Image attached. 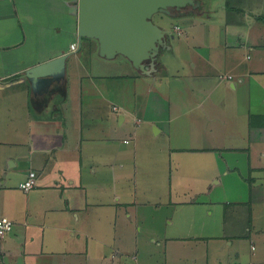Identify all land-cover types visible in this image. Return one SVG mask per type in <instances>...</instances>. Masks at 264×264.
Segmentation results:
<instances>
[{"label":"crops","instance_id":"0c3cea01","mask_svg":"<svg viewBox=\"0 0 264 264\" xmlns=\"http://www.w3.org/2000/svg\"><path fill=\"white\" fill-rule=\"evenodd\" d=\"M76 2L0 0V217L14 222L0 264H186L173 249L196 227L206 258L252 237L221 210L243 209L249 224L264 215V0H208L203 13L164 17L182 34L171 33L151 75L101 57L94 39L80 43ZM65 53L64 79L35 93L26 69ZM139 129L157 152L126 189ZM99 174L109 181L95 183Z\"/></svg>","mask_w":264,"mask_h":264},{"label":"water","instance_id":"95a60500","mask_svg":"<svg viewBox=\"0 0 264 264\" xmlns=\"http://www.w3.org/2000/svg\"><path fill=\"white\" fill-rule=\"evenodd\" d=\"M200 4L198 0H77L79 41L94 39L101 57L124 56L134 68L151 75L172 38L170 31L154 22L155 15L182 17L172 15V10ZM68 57L65 53L26 69L35 93L47 92L64 79Z\"/></svg>","mask_w":264,"mask_h":264},{"label":"rangeland","instance_id":"374dc122","mask_svg":"<svg viewBox=\"0 0 264 264\" xmlns=\"http://www.w3.org/2000/svg\"><path fill=\"white\" fill-rule=\"evenodd\" d=\"M256 2H258V5L260 4V0H255ZM207 5V4H206ZM205 5V6H206ZM262 6V5H261ZM217 8V7H216ZM212 12V11H211ZM201 13H203V11H201ZM199 14V13H197ZM164 17H166L165 14H157V16H155L154 18V22L157 24H162L166 30L170 31L171 33H174L175 31V27L178 25H175V21L174 22H169L168 24H165V21H160L161 19H164ZM180 19V18H178ZM220 21H223L222 18H219ZM217 19V20H219ZM177 20V19H176ZM182 22L183 24L184 21H179ZM209 22H206L205 24H208ZM159 24V25H160ZM161 26V25H160ZM181 26V25H179ZM203 28V26L198 25V28ZM205 28H207L205 26ZM182 30V29H181ZM187 32V31H186ZM203 38V37H202ZM85 39V38H84ZM176 39H178L176 37ZM204 40V38H203ZM95 45V43H94ZM80 54H84L85 53V59L86 60H91V54L87 52L86 46H83L82 49H80ZM88 54V55H86ZM166 54V53H165ZM120 60H124L123 57L119 56L117 61L115 62H119ZM165 60L168 61L169 60V64L171 67V62L172 64H176L175 62H177V59H173V56H171V54L169 53L166 54L165 56ZM171 60V61H170ZM98 66V65H97ZM108 66L112 67V64H109ZM114 72H119V70L115 69L113 70ZM107 73H110L107 71ZM168 91V90H167ZM123 95H125V92L123 91V86L122 85H116V90H115V99L120 101V102H124L123 99ZM130 128H134L136 129L137 126L134 125L135 123L133 121L130 122ZM147 125L142 124L141 128H145ZM139 134V138L140 141L138 143L140 150H138L137 153V157L135 160H133L134 164L132 166V175H131V179H130V184L129 183H121V187H125L126 189H130L133 188V179H134V173H139L142 172L145 174V168H146V164L144 162V153L147 152L149 154L153 153V157L154 154L157 152V147L152 144L149 143V139L146 137L144 131L141 129H139L137 131ZM128 139L131 140V136H128ZM132 142V141H131ZM131 146H133V142L130 143ZM131 158V157H130ZM102 181H109V177L108 176H102L99 174V180L95 181V183L97 182H102ZM230 185H235L233 182L229 181ZM105 185L108 188H112V185L105 183ZM120 189V188H119ZM117 190V189H116ZM115 190V192H116ZM90 194V193H89ZM100 198L103 200L105 199L106 201H109L110 198L108 197V195H100ZM229 207H234V205H229ZM224 213L222 214V218H225V221L229 220V222L234 223V225L232 226V230L238 233H242V232H248L249 230H251V236H246L244 238H241L242 241H238V237H234V242L232 245H228L233 239H229V241H227L225 244L221 243V253H218L217 256L213 255V252H210V256L208 255V257L206 258V254H207V244H206V238L203 237V231H205L203 229V225L196 227L194 230L195 232H193L191 238H188L187 241H185V243H182L183 241L178 240L175 244V248L173 249V251L175 252L176 250L178 251L177 255H180V261H186V264H195L194 259L191 257L193 255H195L196 258V264H217L218 260H216V258H219L220 261H223L224 263L227 264H264V232L257 234L256 233V229H262L264 230V215L261 209H259L257 211V214L253 213V216L251 218L252 222L251 224L248 223V217L245 218L243 215V209H235L230 211V213L227 211V209L223 208V210H221V212ZM215 216V215H214ZM3 217H7V216H3ZM230 229V227H229ZM231 230V229H230ZM180 242V243H179ZM205 242V243H203ZM80 245V244H79ZM145 245V244H143ZM252 246L254 247L252 249ZM184 251V252H183ZM212 253V254H211ZM236 254H242L240 255L239 258H236Z\"/></svg>","mask_w":264,"mask_h":264},{"label":"built area","instance_id":"2783aa9c","mask_svg":"<svg viewBox=\"0 0 264 264\" xmlns=\"http://www.w3.org/2000/svg\"><path fill=\"white\" fill-rule=\"evenodd\" d=\"M176 29L174 30L175 33L180 36L182 34L181 32V26H176ZM71 50L72 51H77L78 50V44L77 43H72L71 44ZM221 78H228L231 79L232 76H220ZM35 172H30L29 177L21 183V188L24 191H29L31 188H33L35 186ZM14 227V222L12 219H10L9 217H0V237L5 236L6 234H8Z\"/></svg>","mask_w":264,"mask_h":264},{"label":"flooded vegetation","instance_id":"af4514ba","mask_svg":"<svg viewBox=\"0 0 264 264\" xmlns=\"http://www.w3.org/2000/svg\"><path fill=\"white\" fill-rule=\"evenodd\" d=\"M200 1V6H197V7H193V6H187L185 8H182L180 11L176 10V9H173L172 10V15H187L189 13L191 14H197V13H201V11L204 10V3H206V1L208 0H198ZM150 61L147 62V65H149Z\"/></svg>","mask_w":264,"mask_h":264},{"label":"trees","instance_id":"16d2710c","mask_svg":"<svg viewBox=\"0 0 264 264\" xmlns=\"http://www.w3.org/2000/svg\"><path fill=\"white\" fill-rule=\"evenodd\" d=\"M85 39H87V38H85Z\"/></svg>","mask_w":264,"mask_h":264}]
</instances>
